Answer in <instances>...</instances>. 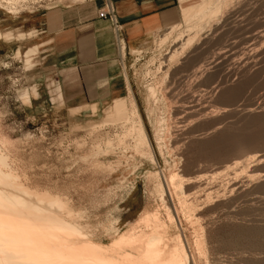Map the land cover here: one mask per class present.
<instances>
[{
    "label": "rangeland",
    "instance_id": "obj_1",
    "mask_svg": "<svg viewBox=\"0 0 264 264\" xmlns=\"http://www.w3.org/2000/svg\"><path fill=\"white\" fill-rule=\"evenodd\" d=\"M89 1L0 0L3 170L57 200L53 211L86 231L68 242H91L103 260L142 256L157 236L160 264L181 243L191 264H264V0H178L174 23L129 59L120 99L69 106L30 30L48 8Z\"/></svg>",
    "mask_w": 264,
    "mask_h": 264
},
{
    "label": "crops",
    "instance_id": "obj_2",
    "mask_svg": "<svg viewBox=\"0 0 264 264\" xmlns=\"http://www.w3.org/2000/svg\"><path fill=\"white\" fill-rule=\"evenodd\" d=\"M109 2L118 23V39L112 23L97 17L104 0L48 8L32 27L42 34L44 58L65 105L95 104L107 96L120 99L131 56L177 17L178 0Z\"/></svg>",
    "mask_w": 264,
    "mask_h": 264
},
{
    "label": "bare ground",
    "instance_id": "obj_3",
    "mask_svg": "<svg viewBox=\"0 0 264 264\" xmlns=\"http://www.w3.org/2000/svg\"><path fill=\"white\" fill-rule=\"evenodd\" d=\"M72 1L73 2H81V1L83 2V0H72ZM104 2H106L107 4H110L109 0H104ZM219 7L212 8L209 11L208 16L209 17L215 16L217 12L220 10ZM202 12L204 11H201V14ZM205 16L207 17V15ZM194 38H195V35L186 39L185 41H183V43L179 41L182 46L179 51H181L182 53L183 50L193 42ZM177 54L174 57H177L178 56ZM171 58L172 57H170L169 60H171ZM172 60H174V58ZM137 107L138 106L136 104V101L133 100V102L130 105L129 116L131 115L133 120L137 122L136 125H135V122L133 121L128 122L130 124L133 123V125L131 126L135 125V129L137 127L136 136L138 137L139 142L136 144V148H138L139 145L146 144L148 141L147 134L145 131V126L142 123V120H141L142 118L139 117L140 114H138ZM127 119H128V116L126 117L125 121H128ZM131 129H134V128H131ZM5 166H6V161L2 157V155H0V264H160L159 263V258H160L159 257V247H160V241L162 238L157 237V236H153V237L151 236V238L148 240V242L146 243V253L144 255L132 258L129 261L127 260L126 261H114L113 260L110 262V260L107 261V259L103 260L101 258H98L96 257L97 255H95L96 248L91 242H88L86 240H83L82 244L79 246L71 245V243L68 242L67 238L75 237L77 235L84 236L86 231L83 230L82 226L75 224L76 222L68 223L58 213L54 212L53 209L60 208L57 200H55L54 198L47 196V195H39L36 192L30 193L28 189H24L23 187L19 186L20 184H18L15 181L16 178L14 179V177H12L10 173L3 170ZM175 178L176 176L171 179L172 186L176 185L174 182ZM233 179L231 180L233 181ZM227 184L228 183H226V185ZM174 189L177 192L178 186L175 187ZM179 194H180V191H179ZM178 198L181 199V197H177V199ZM185 202L186 201H184V203ZM188 204L190 205V203ZM186 206L188 205H185L184 208ZM175 212H176V209H175ZM168 215L171 216L169 213ZM193 240H194L193 243L195 245V249L198 254L197 256L202 257L201 255L204 252L202 253L203 245H202L201 236L196 237ZM127 241H128L127 238H124L121 240V243H126ZM131 241L134 242L132 239ZM131 241H128V242H131ZM181 242L178 241V244ZM197 256H196V259H197ZM200 257L199 259H202ZM167 264H191L189 261V256L187 255V252L184 249V246L182 245V243L179 246L178 250L175 252V255L172 258V260L168 262Z\"/></svg>",
    "mask_w": 264,
    "mask_h": 264
},
{
    "label": "built area",
    "instance_id": "obj_4",
    "mask_svg": "<svg viewBox=\"0 0 264 264\" xmlns=\"http://www.w3.org/2000/svg\"><path fill=\"white\" fill-rule=\"evenodd\" d=\"M97 17L108 19L112 23L114 31H115V35L118 39L119 38L118 23H117L116 16L113 12V9L111 7V4H107L106 2H104L102 8L97 11Z\"/></svg>",
    "mask_w": 264,
    "mask_h": 264
},
{
    "label": "clouds",
    "instance_id": "obj_5",
    "mask_svg": "<svg viewBox=\"0 0 264 264\" xmlns=\"http://www.w3.org/2000/svg\"><path fill=\"white\" fill-rule=\"evenodd\" d=\"M30 33L38 34V30L33 28L30 30ZM0 66L10 67L11 65L0 62ZM37 89H38V86L34 85L31 92L30 93L26 92V94H25V103H27L29 106H30V98H37V99L39 98V93H38ZM0 118H2V116H0ZM28 135H31V134H28Z\"/></svg>",
    "mask_w": 264,
    "mask_h": 264
}]
</instances>
